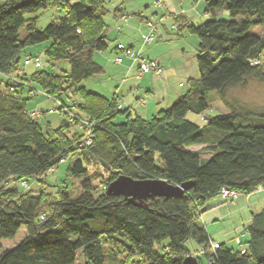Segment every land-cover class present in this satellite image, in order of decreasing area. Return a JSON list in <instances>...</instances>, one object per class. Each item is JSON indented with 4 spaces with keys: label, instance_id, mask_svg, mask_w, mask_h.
<instances>
[{
    "label": "trees",
    "instance_id": "16d2710c",
    "mask_svg": "<svg viewBox=\"0 0 264 264\" xmlns=\"http://www.w3.org/2000/svg\"><path fill=\"white\" fill-rule=\"evenodd\" d=\"M76 1L0 0V240L13 238L23 226L27 233L0 253V264H76L79 250L84 264H106L104 247L116 242H123L129 258L116 264H183L193 251L188 242L203 248L193 257L198 264H264V209L242 228L241 235L249 237L246 243L238 234L244 254L239 247L222 244L212 252L199 218L203 204L223 188L248 194L264 187V124L242 120L233 110L214 116L204 127L186 119L189 112L207 110L212 91L225 102L227 88L243 87L249 77L264 81V36L249 32L264 22V0H203L210 17L197 25L184 20L198 39V78L191 79L186 92L150 121L131 116L128 108L118 109L115 96L107 99L75 89L83 79L103 73L94 55L107 47L101 18L105 0ZM50 2L64 12L58 22L39 29L35 18L25 19L26 13ZM225 11L229 18H220ZM118 12L115 17H129ZM44 42L49 43L44 51L49 62L68 63L67 77L25 73L21 52ZM34 91L43 92L54 104L68 105L77 118L94 120L92 145L77 148L83 135L76 120L72 123L79 133L73 141L63 132L67 124L54 139L45 138L22 97H32ZM77 92L82 102L75 98ZM69 95L75 105L66 102ZM82 110L87 116L80 114ZM121 111L125 120L114 124ZM193 145L201 146V151L188 148ZM203 150L208 157L200 156ZM69 156L74 160L67 174L80 180L77 197L62 190L48 203L43 192L14 187L21 180L41 182ZM119 175L192 185L178 197L133 204L105 193ZM162 242L159 252L155 247Z\"/></svg>",
    "mask_w": 264,
    "mask_h": 264
},
{
    "label": "rangeland",
    "instance_id": "374dc122",
    "mask_svg": "<svg viewBox=\"0 0 264 264\" xmlns=\"http://www.w3.org/2000/svg\"><path fill=\"white\" fill-rule=\"evenodd\" d=\"M75 2L77 1L73 0L72 3ZM161 2H163V4L160 3L158 6L154 7L155 0H105V10L101 14L102 21L105 25L104 36L106 42H116L114 37V30L116 26L113 21H118V19L117 17H114L113 10L118 6L124 8L123 10L129 16L128 20L132 21V23L134 21L139 23L137 19L138 16L150 18L154 23H156V25L158 22V32L161 34V36H156L152 43L147 44V46H144L143 49H141V52L144 55L145 52L154 50L156 55L169 58L174 64L175 68L181 70L178 73L180 74L179 77H177L175 80L176 83L178 80L183 82V90H185L188 87V82L191 79L198 78V68L195 59L198 39L196 34L192 33L189 29V26L184 23L186 18H192V20H195V17L191 11V3L188 2V0H161ZM170 12H172L174 16L170 14ZM162 15H164V19L161 21L160 18ZM24 17L25 19L35 18L37 27L39 29H43L48 24L52 22H58L60 19H62L64 17V12L63 10L55 7L50 2L45 8L33 13H26ZM220 18H229V13L227 11L223 12V16ZM196 22L199 21H193V23L190 22V24H196ZM132 23H130V25H132ZM163 26L166 28V30L163 29ZM249 32L259 36H264V22L260 26L252 27ZM138 33L139 29L136 27L134 30L133 27L129 30H123L121 33H119L118 38H120L125 44L133 43L135 48L134 50L137 51L138 49L136 48L139 44ZM24 34V29H21L20 36L22 37ZM47 44L48 42H44L41 44L28 46L21 52L19 58L22 67L23 60L25 59V53H31L32 55L37 54L42 57V66L39 69L34 68L32 64L26 65L23 68L25 73L30 75L36 71H44L50 74L67 77L69 72L68 63L65 61L49 62L46 54L44 53ZM104 54L103 57L107 59L104 74L92 75L86 79H83L80 81V83L75 85V89L84 88V90L87 92L96 93L107 99L112 97L113 93L115 92V87L121 81L123 70L122 66L113 63V57L108 50H106V53ZM263 58L264 54L261 56L262 61ZM161 66L163 67V65ZM164 71L165 70H163V73ZM35 89H37V87H35ZM74 96L79 102H82V98L78 92L74 93ZM117 96L120 99V102L124 103V105L133 104V106L136 104L137 98H148V95L144 93L142 94V92L136 95L132 92L122 91V88L120 91H118ZM223 96L225 102L220 101L219 94L216 93V91L210 92L208 96L209 106L207 110L201 114L189 112L186 115V119L197 124L199 127H204L207 124V121L214 116L226 114L229 113L230 110H233L239 115V118H244L242 120L250 118L257 121L258 124H264V119L262 118V116H264V81L249 77L246 79L243 87L236 86L227 88L224 91ZM22 97L27 99L25 103L26 108L29 111L37 110L39 112L36 122L40 132L45 138L49 140L54 139L56 133L61 130L64 124L68 125V127L63 131L65 136L71 139V141L76 138L75 135H78L79 130L77 126L72 123L77 119V116L73 111L72 114H74V117L71 119L68 116H61L58 113L50 112V110L55 108L56 105L52 101H48L46 97L40 93V91H34L32 97H27L26 94H23ZM40 101L43 102L40 103ZM148 101L150 102L151 100L148 98ZM66 102L72 105L70 98H66ZM122 108L126 109L127 106H123L122 104ZM130 108L131 109H129V111L132 112V115H137L146 121H150L154 116H156L158 112L151 111L150 104L139 108L140 110L142 109L141 114H136L132 106ZM80 114L87 116V111L82 110ZM125 117V113L121 111V113L114 117L112 122L114 124L122 123L123 120H125ZM78 119L81 118L78 117ZM196 148L197 150L201 151L198 146ZM208 156L209 154L203 150L201 157L206 158ZM73 160L74 156H69L67 159L59 161L55 168H53V170L50 171L47 176H45L44 180L41 182L34 180L31 181V183H28V189L32 190L33 194L43 192L42 194L48 203L54 200L57 193L62 190L69 191L70 196L73 198L77 197L81 193L79 185L80 180L69 177L66 171L70 165V162ZM93 162L95 161L93 160ZM95 164L99 165L97 161ZM102 181H104V179H102ZM26 234V229L23 226L18 230L13 238L1 239L0 253L17 245L26 236ZM233 236L232 245L233 247L237 248L238 245L235 242V237L238 236V233L235 232V235L233 234ZM239 236L242 243H246L249 240L248 235L240 234ZM163 245L164 242H162L160 245H156L155 248L161 252V247ZM218 245L220 246L219 243ZM123 246V242H116L112 246L106 245L104 247L106 264H116L119 260L128 261L129 258L126 257ZM187 246L195 247L196 245L188 242ZM76 264H84V258L80 250L77 252Z\"/></svg>",
    "mask_w": 264,
    "mask_h": 264
},
{
    "label": "crops",
    "instance_id": "0c3cea01",
    "mask_svg": "<svg viewBox=\"0 0 264 264\" xmlns=\"http://www.w3.org/2000/svg\"><path fill=\"white\" fill-rule=\"evenodd\" d=\"M188 2L191 3V11L193 13V16L195 17V20H192V18L188 19L186 18V21L188 23L193 21H199L196 22V24H200L204 22L206 19L210 17V14H207L204 12V2L203 0H199L198 2H194L192 0H188ZM161 0H155V6H158L160 4ZM121 6L116 7L113 10V15L115 17L116 13H123L125 12ZM123 10V11H122ZM170 14L173 15L172 12ZM115 19V18H114ZM118 21H113L115 23V30H114V37L116 39V42L109 43L107 42V47L105 50L101 52H96L94 55V60L98 64H100L103 67V73L105 71V64L107 63V59L103 57V54L106 53V50L110 52L112 55V61L116 65L122 66V78L119 84L115 87V92L112 96L117 97V101L120 102V99L118 98L117 94L118 91L122 88V91L126 92H132L136 95L140 92L142 94H147L148 98L151 100L148 101V98H137L136 104H128L123 106H127L128 109H131L132 106L134 108V112L137 114H141V110L139 108H142L143 106L150 104V110L151 111H159L162 109H166L169 107L171 103H173L175 100H177L181 95H183L187 88L183 90L184 84L180 80L176 83V78L179 77L180 74H178L181 70L176 69L174 64L169 58H166L164 56L156 55L154 50H150L149 52H145L143 55L141 52V49H143L144 46L141 43V34L146 32V25L145 20H150V18L141 17L138 16V21H129L128 18L126 21H120V17L117 16ZM161 21L164 19V15L160 18ZM159 20V19H158ZM132 23V25H130ZM121 25V26H120ZM137 25V26H135ZM134 27V30L136 27L139 29L138 33V49L136 52H138L140 55L155 60L159 64L163 65L164 67V73L161 76H156L152 73L144 74L138 76V70L137 65L133 63L130 58H128L125 54L118 52L115 49V45L117 42H121L122 40L118 38L119 33H121L123 30H129ZM117 28V29H116ZM163 29L166 30V28L163 26ZM156 36L160 37L161 34L158 32V22L156 25ZM155 36V37H156ZM123 42V41H122ZM123 44L130 49L134 50V44ZM49 43L47 44V46ZM45 47V49L47 48ZM135 51V50H134ZM141 52V53H140ZM155 53V54H154ZM26 55H32L31 53H25ZM105 55V54H104ZM120 55L122 57L121 63H116L114 61L115 56ZM101 74V75H102ZM135 97V96H134ZM47 99V98H46ZM49 101V99H47ZM141 100H145V103H141ZM43 101H40L42 103ZM131 116L132 112H130ZM137 116V115H136ZM198 145H193L188 147L191 150L198 151L197 147ZM201 148V146H198ZM200 156L202 153H199ZM264 209V187H258L256 190L248 193V194H242L240 193L237 199L234 202H230V200L222 198L220 195H216L209 200H207L202 208H201V217L200 221L203 225L208 238L215 243H219L222 245L227 246L228 248H235L233 247V234L235 235V232L238 234L242 233V228L244 225H249L252 219L253 215L259 214ZM191 244H194L193 242H190ZM193 248V251L200 250V246H191Z\"/></svg>",
    "mask_w": 264,
    "mask_h": 264
},
{
    "label": "built area",
    "instance_id": "2783aa9c",
    "mask_svg": "<svg viewBox=\"0 0 264 264\" xmlns=\"http://www.w3.org/2000/svg\"><path fill=\"white\" fill-rule=\"evenodd\" d=\"M192 1L198 2L199 0H192ZM121 18H124V20L127 19V17H125V16H121ZM145 25H146L147 31L141 34V42L143 45H147V44L152 43V41L154 40V38L156 36V23H154L152 21H146ZM115 49L118 52L125 54L128 58H130V60L133 63H135L137 65L138 76L148 74V73H152L156 76H161L163 74L164 69L157 61L152 60V59H148V58L140 55L138 52H135L134 50L125 46L122 42H117L115 45ZM114 61L116 63H121L122 57L120 55H117V56H115ZM28 64H32L35 68H39L42 65V57L41 56H30V55L26 56V58L23 61V65H28ZM251 64L252 65L256 64V61H252ZM11 79L13 81L15 80L14 77H12ZM11 90H12V88H11ZM40 93L43 94V92H41V91H40ZM44 96H46V95H44ZM69 96H70L69 98H72L71 95H69ZM141 103L142 104L145 103V100H141ZM55 104H56V107L53 108L52 110H50V112L58 113L61 116H68L70 119L74 117V114H72V111L68 105H64L62 102H58V101H55ZM72 105H75V102L72 101ZM117 108L118 109L122 108V104L119 101H117ZM29 113L34 118H37L39 116V112L37 110H31ZM76 120L79 122V126L82 130V135H83L81 140L79 141V143L77 145V148H79V149L87 148V147L91 146L92 142H93L92 130L94 129V127H96L95 121L94 120H87V119H78V118ZM52 170H53V168H51L49 170V172ZM14 187L23 188V189L29 188L28 183L26 181H22V180L17 182L14 185ZM220 195L225 199L230 198V200H232L231 202H233L239 196L237 191L224 189V188L221 189ZM200 217H201V215H200ZM41 218H43V217H41ZM235 242L237 243V245L239 247L240 253L244 254L246 252V248L241 245L240 239L238 236L235 237ZM208 246L212 252L219 248L218 243H215L212 241H210L208 243ZM202 251H203V248H201L198 251H192L189 254V256L196 257L197 255L201 254ZM207 264H210V261H207Z\"/></svg>",
    "mask_w": 264,
    "mask_h": 264
},
{
    "label": "water",
    "instance_id": "95a60500",
    "mask_svg": "<svg viewBox=\"0 0 264 264\" xmlns=\"http://www.w3.org/2000/svg\"><path fill=\"white\" fill-rule=\"evenodd\" d=\"M191 185V182L175 185L160 178L134 179L127 175H119L108 184L105 193L122 196L128 202L137 204L153 198L181 196L190 189ZM183 264L198 263L195 258L188 256L184 259Z\"/></svg>",
    "mask_w": 264,
    "mask_h": 264
}]
</instances>
